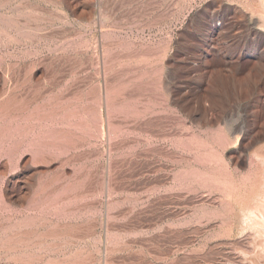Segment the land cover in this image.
<instances>
[{
	"label": "rangeland",
	"instance_id": "374dc122",
	"mask_svg": "<svg viewBox=\"0 0 264 264\" xmlns=\"http://www.w3.org/2000/svg\"><path fill=\"white\" fill-rule=\"evenodd\" d=\"M0 264H264V0H0Z\"/></svg>",
	"mask_w": 264,
	"mask_h": 264
},
{
	"label": "bare ground",
	"instance_id": "6f19581e",
	"mask_svg": "<svg viewBox=\"0 0 264 264\" xmlns=\"http://www.w3.org/2000/svg\"><path fill=\"white\" fill-rule=\"evenodd\" d=\"M91 6H92V2L91 1H88L87 5H86V10H87V18H85L86 20H89V16H90V10H91ZM238 136H237V140H238Z\"/></svg>",
	"mask_w": 264,
	"mask_h": 264
}]
</instances>
